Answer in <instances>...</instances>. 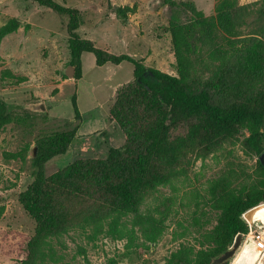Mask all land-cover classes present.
<instances>
[{
  "label": "trees",
  "instance_id": "16d2710c",
  "mask_svg": "<svg viewBox=\"0 0 264 264\" xmlns=\"http://www.w3.org/2000/svg\"><path fill=\"white\" fill-rule=\"evenodd\" d=\"M30 1L66 19L76 80L82 77L85 52L94 54L97 66L132 64L134 78L117 89L116 101L110 106L111 118L124 132L126 142L111 148L105 160H81L48 177L47 163L69 152L77 131L37 139L33 181L19 194L20 204L35 222L20 264H52L56 255L53 239L76 230L89 234L92 241L106 236L151 249L168 230L170 214L146 208L148 198L161 187L175 185L185 173L179 167L189 155L206 160L236 143L242 144L247 155L258 157L256 171L237 174L231 169L204 193L195 192L197 210L202 216L207 209L216 212V224L195 238V243H181L163 264H210L233 245L238 234L246 236L250 227L243 215L264 202V167L259 160L264 153V0L254 21L262 39L240 38L251 6L237 0H216L212 17H206L192 2H171L190 21L184 25L176 15L169 21L175 75L148 67L131 55L99 47L79 32L83 24L79 7L59 0ZM127 10L133 12L134 8ZM19 28L17 18L1 26L0 45ZM193 31L200 33L199 44L192 43ZM219 32L224 34V44L218 43ZM76 103L74 98L75 115L80 116ZM19 119L0 98V131ZM182 124L188 126V132L173 136V130ZM244 131L248 136L240 141ZM29 148L11 157L24 160ZM198 222L196 219L195 224ZM184 230L179 237L186 234L187 228ZM141 237L144 242L139 244Z\"/></svg>",
  "mask_w": 264,
  "mask_h": 264
},
{
  "label": "rangeland",
  "instance_id": "374dc122",
  "mask_svg": "<svg viewBox=\"0 0 264 264\" xmlns=\"http://www.w3.org/2000/svg\"><path fill=\"white\" fill-rule=\"evenodd\" d=\"M59 1L81 9L83 24L79 32L99 47L111 53L131 55L148 67L173 75L176 59L169 21L173 15L184 25H189L190 21L188 15L171 2H192L206 17L215 15L217 3L216 0ZM237 2L251 6L240 38L262 39L256 33L255 23L256 9L262 0ZM131 8L134 11L128 12ZM13 18L19 19L20 28L0 45V98L20 119L0 131V264H20L26 254V244L34 234L35 222L20 204L19 194L33 181L32 159L33 150L38 153L37 139L77 131L69 152L47 163L48 177L81 160H105L111 148L122 147L126 142L124 132L111 118L110 106L113 99L116 101L117 89L134 78L132 64L97 66L94 54L85 52L82 77L71 78L73 82L60 88L58 80L68 79L64 70L71 60L66 19L30 0H0V27ZM192 33V43L199 44L196 40L200 33ZM222 34L219 32V44L226 42ZM203 51L206 53L205 46ZM74 98L80 116L75 115ZM41 102L46 107L44 112L29 109L30 104ZM187 132L188 126L182 124L173 130V136H184ZM247 136L244 131L240 141ZM27 146L30 148L26 159L11 157L23 153ZM257 161L256 155L244 152L241 143L227 146L206 160L189 155L179 167L185 173L175 185L161 187L146 202V208L168 210L170 214L166 221L168 230L151 249L129 246L127 239L106 236L92 241L89 234L76 230L53 239L56 255L52 264H163L181 243H195V238L216 224V212L207 209V215L202 216L197 210L195 192L204 193L209 184L228 175L231 169H236L237 174L242 170L254 173ZM196 219H199L198 224H195ZM245 220L250 229L244 243L247 239L254 242L258 250L253 247L249 250L256 252L255 257L262 251L260 262L264 264V202ZM184 227L186 234L179 237ZM143 242L141 237L137 243Z\"/></svg>",
  "mask_w": 264,
  "mask_h": 264
},
{
  "label": "water",
  "instance_id": "95a60500",
  "mask_svg": "<svg viewBox=\"0 0 264 264\" xmlns=\"http://www.w3.org/2000/svg\"><path fill=\"white\" fill-rule=\"evenodd\" d=\"M75 67L74 66H68L66 71H65V75L68 78H74L75 77ZM29 109H31L32 111L35 112H44L46 110L45 104L43 102L41 103H32L29 105ZM33 156H36V149L33 150ZM261 165L264 167V153H262L260 155L259 158ZM257 207V206H256ZM256 207L248 210L243 217L245 219H247V215H249L250 212L253 211V209H255ZM245 241V235L244 234H238L234 240L233 245L228 248L227 250H225L224 252H222L220 255H218L217 257H215L212 262L210 264H223L225 262H230L231 260L234 259L237 251L241 248V246L243 245Z\"/></svg>",
  "mask_w": 264,
  "mask_h": 264
},
{
  "label": "bare ground",
  "instance_id": "6f19581e",
  "mask_svg": "<svg viewBox=\"0 0 264 264\" xmlns=\"http://www.w3.org/2000/svg\"><path fill=\"white\" fill-rule=\"evenodd\" d=\"M250 247H253L254 249H256V251L258 250V247L255 246L254 242L251 241L250 239H247L244 245L240 248L241 250L237 253L235 258L231 262V264H252L253 262L254 264H261L262 262H260V258H261L260 256L262 255V251L260 254L257 253L258 255L257 257H255L254 254L256 252L255 253L251 252L249 250Z\"/></svg>",
  "mask_w": 264,
  "mask_h": 264
},
{
  "label": "crops",
  "instance_id": "0c3cea01",
  "mask_svg": "<svg viewBox=\"0 0 264 264\" xmlns=\"http://www.w3.org/2000/svg\"><path fill=\"white\" fill-rule=\"evenodd\" d=\"M6 38V37H5ZM4 38V39H5ZM96 60V59H95ZM67 69V68H66ZM66 69L64 70V74H65V71H66ZM82 70H83V61H82ZM67 77V76H66ZM68 78V77H67ZM73 80L74 79H71V78H68V79H66V80H62V79H59L58 80V82H60V88L61 87H63V86H65V85H67V84H70L71 82H73ZM61 93H62V90H60V92H59V95H61Z\"/></svg>",
  "mask_w": 264,
  "mask_h": 264
},
{
  "label": "built area",
  "instance_id": "2783aa9c",
  "mask_svg": "<svg viewBox=\"0 0 264 264\" xmlns=\"http://www.w3.org/2000/svg\"><path fill=\"white\" fill-rule=\"evenodd\" d=\"M260 236H259V234L257 235V238H259Z\"/></svg>",
  "mask_w": 264,
  "mask_h": 264
}]
</instances>
